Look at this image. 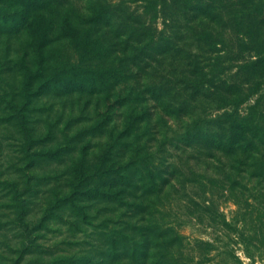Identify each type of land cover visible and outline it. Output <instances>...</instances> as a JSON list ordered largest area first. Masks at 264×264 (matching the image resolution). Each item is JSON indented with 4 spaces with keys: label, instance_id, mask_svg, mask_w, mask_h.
I'll return each mask as SVG.
<instances>
[{
    "label": "rangeland",
    "instance_id": "374dc122",
    "mask_svg": "<svg viewBox=\"0 0 264 264\" xmlns=\"http://www.w3.org/2000/svg\"><path fill=\"white\" fill-rule=\"evenodd\" d=\"M26 6L0 0V264H264L263 139L243 155L193 132L225 115L264 130V0ZM102 7L163 42L183 16L198 44L137 68Z\"/></svg>",
    "mask_w": 264,
    "mask_h": 264
},
{
    "label": "trees",
    "instance_id": "16d2710c",
    "mask_svg": "<svg viewBox=\"0 0 264 264\" xmlns=\"http://www.w3.org/2000/svg\"><path fill=\"white\" fill-rule=\"evenodd\" d=\"M16 3H20L22 7H27L26 4L28 5L29 0H13ZM101 12H105L106 19H114L115 21L114 24L110 27L111 29H114L116 33V37H123L122 44L124 46V50H128L130 48L131 52L134 53V63H136L137 68H139V65L141 64V59L144 56H148L149 54L146 53V51L152 49L156 45H163L166 44L165 48L162 49L160 52L157 54L164 55L163 53L165 52H178L179 55H181V58L187 59L185 57V51L184 48L192 45H197L198 41H196L194 37V32L192 27L190 26V23L192 22L191 20H186L183 16H176L173 21H172V28L175 29L174 32V37L170 41L163 42L162 40L157 39L156 33L152 34V26H148L144 23L143 19L141 16H136V14H128L126 16L127 18H124L123 16H118L115 14L114 16L111 15L110 12H123L122 10L119 9V7H111V8H106L102 7ZM22 15V14H21ZM20 15V16H21ZM117 15V16H116ZM92 23V22H91ZM111 23V22H110ZM109 24H107L105 27H109ZM93 26H98L97 20L95 23H92ZM67 30L64 31V33ZM87 36L89 33H86ZM183 43V47L180 48L178 46L179 43ZM180 48V50H177ZM163 52V53H162ZM151 57V56H148ZM138 70V69H137ZM30 76H32L30 74ZM227 93L229 94H235L238 93L237 86L233 87H227L226 88ZM167 89L165 86L162 87H151L147 89V92L150 93V96L153 100H160L168 97ZM230 91V92H229ZM30 94L28 92L24 93V102L28 103L30 100ZM125 103H128L126 101ZM168 116L172 115L175 112H172V110H168L166 112ZM169 113V114H168ZM195 126V127H194ZM194 130L193 132H196L200 136L205 137V141H209L212 143L210 144V148L216 151H223L227 150L229 153L230 151L236 152V151H241L243 155L245 154H250V152H256L255 150V145L253 143V139L258 137H261L263 140H259L260 143L264 144V130L260 128H240L239 124H237L235 121H233V117L231 115H225L222 117H216L212 119H204L202 121L196 122L194 124ZM216 128L215 133L211 131L210 129ZM250 134V137L247 138V135ZM257 134L259 136H257ZM217 139V140H216ZM260 164V162H257V165ZM256 166V165H255ZM260 166V165H258ZM259 168V167H258ZM261 171H264L263 167H260ZM157 171V175L159 178H161L163 175L170 177L171 174L168 172H161V168ZM264 173V172H263ZM163 179V178H162ZM162 181H165L163 179ZM126 244V241L124 242ZM134 255L132 257L136 256V251H134ZM127 253L125 252L124 255L119 254V259H126L133 261L132 257L126 256ZM145 255V254H141ZM121 259V260H122ZM117 260V259H116Z\"/></svg>",
    "mask_w": 264,
    "mask_h": 264
}]
</instances>
